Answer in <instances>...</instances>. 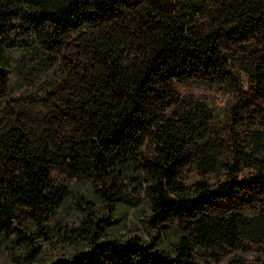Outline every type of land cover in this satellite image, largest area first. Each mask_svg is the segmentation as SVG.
<instances>
[{"label": "trees", "instance_id": "obj_1", "mask_svg": "<svg viewBox=\"0 0 264 264\" xmlns=\"http://www.w3.org/2000/svg\"><path fill=\"white\" fill-rule=\"evenodd\" d=\"M0 259L264 264V0H0Z\"/></svg>", "mask_w": 264, "mask_h": 264}, {"label": "rangeland", "instance_id": "obj_2", "mask_svg": "<svg viewBox=\"0 0 264 264\" xmlns=\"http://www.w3.org/2000/svg\"><path fill=\"white\" fill-rule=\"evenodd\" d=\"M183 88H194V89H197L198 86L196 85H193V84H190V83H187V84H184L182 86ZM186 179H190V177L193 175V171L191 169L187 170L186 172ZM141 229L143 230V227L141 225ZM51 245H44L43 246V255H44V258L46 259L47 257L49 256H53L55 254H58L59 252V249H56V248H51L50 247ZM237 253H241L242 255L244 256H247V257H251V256H254L256 253H255V250L254 249H247V250H241V251H236ZM226 259V256L224 257L223 260H221L222 262L225 261ZM3 259H0V263ZM5 263L4 264H10L8 260H3ZM210 264H218V263H214L213 261L210 262Z\"/></svg>", "mask_w": 264, "mask_h": 264}]
</instances>
